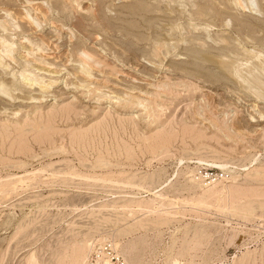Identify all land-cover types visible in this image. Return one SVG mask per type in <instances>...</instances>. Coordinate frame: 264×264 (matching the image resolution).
Returning a JSON list of instances; mask_svg holds the SVG:
<instances>
[{
  "label": "rangeland",
  "instance_id": "obj_1",
  "mask_svg": "<svg viewBox=\"0 0 264 264\" xmlns=\"http://www.w3.org/2000/svg\"><path fill=\"white\" fill-rule=\"evenodd\" d=\"M0 264H264V0H0Z\"/></svg>",
  "mask_w": 264,
  "mask_h": 264
},
{
  "label": "bare ground",
  "instance_id": "obj_2",
  "mask_svg": "<svg viewBox=\"0 0 264 264\" xmlns=\"http://www.w3.org/2000/svg\"><path fill=\"white\" fill-rule=\"evenodd\" d=\"M88 67V66H87Z\"/></svg>",
  "mask_w": 264,
  "mask_h": 264
}]
</instances>
